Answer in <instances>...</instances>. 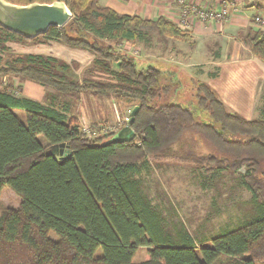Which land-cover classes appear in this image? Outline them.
Returning <instances> with one entry per match:
<instances>
[{
  "label": "trees",
  "instance_id": "16d2710c",
  "mask_svg": "<svg viewBox=\"0 0 264 264\" xmlns=\"http://www.w3.org/2000/svg\"><path fill=\"white\" fill-rule=\"evenodd\" d=\"M4 1L16 6L63 3L71 20L61 29L50 28L44 38L90 55L110 80L78 81L67 75V65L43 55L10 56L6 65L0 61V77L24 79L62 95L111 96L139 109L131 125L134 140L107 144L117 131L89 137L65 111L3 86L0 195L7 188L20 203L16 210L0 212V264H264V120L230 112L210 86L198 82L197 107L211 125L196 123L194 114L181 106L159 105L173 84L163 83L165 74L154 68L137 70L130 57L137 55L125 48L137 42L150 46L151 33L191 47L189 32L163 17L120 15L98 0ZM257 18L251 20L256 28H250L244 44L264 65V32ZM23 39L28 40L0 27V55ZM14 110L25 112L24 124ZM99 127L93 124L90 130ZM195 136L206 143L207 154L196 152ZM59 144L69 147L64 159L45 156ZM149 157L207 165L211 173H237L245 167L240 186L251 196L253 216L236 230H223L211 247L196 244L183 226L174 234L166 232L135 178L150 172ZM141 248L147 250L146 260L134 263Z\"/></svg>",
  "mask_w": 264,
  "mask_h": 264
},
{
  "label": "rangeland",
  "instance_id": "374dc122",
  "mask_svg": "<svg viewBox=\"0 0 264 264\" xmlns=\"http://www.w3.org/2000/svg\"><path fill=\"white\" fill-rule=\"evenodd\" d=\"M151 37L152 43L150 46L137 42L131 47L128 46L129 49L127 50L128 53L137 55L130 56L134 60L137 70L154 68L165 74L163 75V83L173 84L172 93L166 99H161L158 104L181 106L194 114L196 123L211 125L213 122L208 115L197 107L195 83H204L209 86V81L211 80L205 76V72L216 74L215 70L205 67L203 76H201L194 70L185 67L186 64L182 63L184 61L181 54H185L191 49L186 43L178 45V43H175L177 41L161 40L154 33H151ZM162 41L167 42L164 50ZM46 46L48 48H45ZM8 47L10 51L0 55L1 65H6L10 61V56L41 55V53H46L56 58L60 64L67 65L69 68L67 75L73 79H91V76H94L98 80H110L107 75L99 71L100 67H97L95 60L88 54L70 51L58 42H47L43 35L36 37L34 40L23 39L15 44L11 43ZM121 50L123 51V49ZM162 51L165 52L163 53ZM214 54V49L209 50L206 48L202 50V55L206 61L214 58ZM112 68L116 70L115 67ZM13 79L16 81H13ZM18 82H23L26 87L32 85L36 88H41L37 84L24 79L0 77L1 86H14ZM220 82L224 83L223 81ZM220 82L218 81V83ZM214 89L216 95L223 101L220 93L221 90L225 91L227 88L224 90V84H220L219 89L215 86ZM47 95L42 96L45 103L49 102ZM92 96L96 98L98 105L90 102L89 98ZM230 96L232 97V95ZM110 97H100L89 92L82 93V96L80 94L62 95L58 93L55 95L58 105L67 103L73 111L79 110L81 117L87 115L91 118V122H93L94 117H98L99 121H108V124L100 125V129L93 131L96 136L107 135L110 131L116 132L125 127L126 119H129V113L135 104L129 101H119L114 97L109 99ZM237 97L240 101V96ZM82 98H85V100H82ZM113 100L117 102L118 115L116 123L109 114V110L114 105ZM234 109L237 111L235 113L244 119L264 120L263 86L256 98L255 107H248L240 102ZM248 109L252 111L248 112ZM13 113L23 124L25 123L26 115L24 111L14 110ZM87 128L90 129V125L84 129L82 128L84 133L88 131ZM195 137L198 139L196 152L207 154L209 149L206 143L198 136ZM38 140L42 145H46L43 137L38 136ZM178 148L179 146L177 145L172 150L175 151ZM148 161L151 166L150 172L148 174L143 173L135 178L141 184L143 195L160 214L163 220L162 225L166 232L174 234L183 226L196 244H200L203 247H211V240L223 230H236L240 228L245 220L253 216L254 211L250 203L251 196L240 186V176L244 173L245 167L237 173L230 171L218 173L215 169L211 173L208 172L211 167L198 165L193 162L183 163L176 160L153 157H149ZM19 203L20 199L10 190L7 188L3 189L0 195V212L7 208L16 210L19 207ZM146 251L143 248L139 249L134 257V263L145 261L147 257ZM96 256H100V251L96 253ZM224 261H226L225 258L220 260L221 263H224Z\"/></svg>",
  "mask_w": 264,
  "mask_h": 264
},
{
  "label": "crops",
  "instance_id": "0c3cea01",
  "mask_svg": "<svg viewBox=\"0 0 264 264\" xmlns=\"http://www.w3.org/2000/svg\"><path fill=\"white\" fill-rule=\"evenodd\" d=\"M188 1L200 6L207 2L206 0ZM98 2L102 6L108 7L120 15H135L142 19H157L163 17L172 22H174V17L176 15L175 11L177 9L174 0H98ZM257 16L264 19V0H245L241 10H239L238 13L231 14L225 23H209L201 29L189 32L193 45L187 53L181 54L184 61L182 63L186 64L185 67L194 70L201 76H203V69H205V67L215 70L216 74L205 72V76L211 80L209 81V86L215 91L214 86L219 89L220 84H224V90L227 89L225 91L221 90L220 94L223 97L224 104L232 112H237L234 107L239 105L240 102L246 104L248 107H255L256 98L264 84V65L259 60L252 57L247 46L244 44V38L250 28H256L251 24V20ZM261 30L264 32V27H262ZM162 43V48L164 50L167 42L162 41ZM175 43L182 45V42ZM45 48L48 47L46 46ZM206 48L215 50L214 58H210L208 61H206L202 55V50ZM162 52L164 53L165 51ZM41 55L51 56L46 53H41ZM91 79L98 80V78L94 76H91ZM13 81L16 80L13 79ZM218 81H223L224 83H218ZM3 86L0 84V91ZM13 87L20 90L17 94L19 97L30 99L46 106H53L59 111H65L66 116L76 118L82 128H86L93 124L99 126L108 124V121H99L98 117H94L93 122H91L92 119L87 115L81 117L79 110L73 111L67 103L58 105V103H56L58 101L55 98L56 93L49 88L41 86V88H36L32 85L26 87L25 84L23 85V82H18ZM46 94H48L47 96L49 98V102L47 103L43 101L44 99L42 97L44 95L46 96ZM80 95L82 96V94ZM230 95H232V97ZM236 95L240 96V101L237 99L238 97ZM95 99L96 98H93V96L89 98L92 104L98 105ZM109 99L113 98L110 97ZM82 100H85V98H82ZM113 101L114 105L112 109L109 110V114L116 123L118 115L116 108L117 102L115 100ZM250 110L248 109V112H250ZM244 111H246V109H244Z\"/></svg>",
  "mask_w": 264,
  "mask_h": 264
},
{
  "label": "water",
  "instance_id": "95a60500",
  "mask_svg": "<svg viewBox=\"0 0 264 264\" xmlns=\"http://www.w3.org/2000/svg\"><path fill=\"white\" fill-rule=\"evenodd\" d=\"M71 18V11L61 2L16 6L0 0V27L28 40L46 34L50 28H63ZM138 109L135 106L130 111L127 125L117 131L107 144H129L134 140L131 125ZM68 151L69 147L65 144L53 145L46 150L45 156L64 159Z\"/></svg>",
  "mask_w": 264,
  "mask_h": 264
},
{
  "label": "built area",
  "instance_id": "2783aa9c",
  "mask_svg": "<svg viewBox=\"0 0 264 264\" xmlns=\"http://www.w3.org/2000/svg\"><path fill=\"white\" fill-rule=\"evenodd\" d=\"M243 2L245 0H211L200 6L188 0H175L177 9L173 23L187 32L201 29L208 23H225L231 14L238 13L241 10ZM255 22L258 27H264L263 18L259 17L255 19ZM126 48L128 49V47ZM126 121L128 122V118ZM87 129L86 133L83 132L85 135L97 137L95 132H92L89 128Z\"/></svg>",
  "mask_w": 264,
  "mask_h": 264
}]
</instances>
